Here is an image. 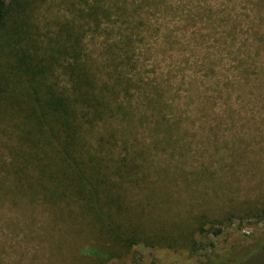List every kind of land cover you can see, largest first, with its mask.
<instances>
[{
  "label": "rangeland",
  "instance_id": "1",
  "mask_svg": "<svg viewBox=\"0 0 264 264\" xmlns=\"http://www.w3.org/2000/svg\"><path fill=\"white\" fill-rule=\"evenodd\" d=\"M66 2L31 4L35 35L70 16ZM101 5L110 15L86 26L84 47L103 74L118 56L128 89L117 102L135 121L113 119L126 149L117 142L112 158H135L133 177L144 178L128 187L130 201L151 193L144 219L161 222L154 237L165 239L96 258L98 235L80 213L59 216L50 202L3 188L11 182L0 187V264H264V0ZM12 53L0 66L15 63ZM164 119L179 128L169 132ZM17 144L0 131V167Z\"/></svg>",
  "mask_w": 264,
  "mask_h": 264
},
{
  "label": "trees",
  "instance_id": "2",
  "mask_svg": "<svg viewBox=\"0 0 264 264\" xmlns=\"http://www.w3.org/2000/svg\"><path fill=\"white\" fill-rule=\"evenodd\" d=\"M39 1L0 0V54L8 57L13 51L16 57L15 63L0 66V131L18 142L8 148L9 159L0 167V187L12 182L3 188L44 199L58 207L59 216L81 214L98 235L96 258L104 254L101 250L111 256L118 245L161 242L163 236L154 237L163 229L161 222L144 219L151 211V193L135 205L130 201L128 187L144 178L133 177L135 158L126 153L112 158L117 142L126 149L113 119L127 117L135 128L131 111L127 115L117 102L119 91L128 89L120 81L118 56L111 57L110 73H100L83 43L86 26L101 28L110 8L101 0H69L70 16L54 21L53 32L42 37L35 35L31 6ZM112 73L116 77L107 79ZM165 124L169 132L179 128ZM67 203L71 210L61 206Z\"/></svg>",
  "mask_w": 264,
  "mask_h": 264
}]
</instances>
